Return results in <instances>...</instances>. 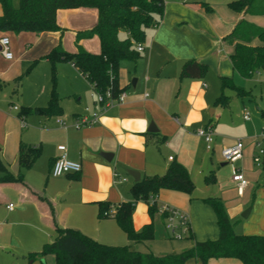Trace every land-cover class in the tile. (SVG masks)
Wrapping results in <instances>:
<instances>
[{"label":"crops","instance_id":"1","mask_svg":"<svg viewBox=\"0 0 264 264\" xmlns=\"http://www.w3.org/2000/svg\"><path fill=\"white\" fill-rule=\"evenodd\" d=\"M163 1L159 24L146 31L145 50L136 62L121 64L119 82L125 88L124 102L108 109L98 123L79 130L72 127L76 118L87 108L96 111L98 105L92 85L70 62L55 65L56 91L63 114H30L24 121L19 114L23 108L48 104L53 90L51 64L43 58L59 43L67 52H75L77 32L91 30L97 24L98 11H58L57 22L63 33L0 31V40L10 38L13 53L12 60L6 59L0 45V179L5 169L14 176L20 172L24 175L22 183L0 182V264H27L29 253L39 252L54 240L55 222L106 245H129L112 215L121 203L134 200L131 190L137 182L132 174L140 180L161 176L174 161L188 170L195 183L192 197L163 190L154 200L159 207L168 205L188 214L195 241L217 240L220 234L216 213L203 201L205 198L222 200L237 234L264 236V157L259 166L253 161L256 142L264 148L260 137L264 103L257 102L251 91L235 82L237 75L244 78L232 65L237 41L225 40L241 20L264 28V16L238 12L231 6L237 0ZM89 39L81 41L82 47L90 53H100L98 36ZM254 43L264 45L262 39ZM190 60L208 66L203 78L181 76L183 66ZM19 78L21 87L17 89ZM223 78L232 80L244 93L223 90ZM228 90L235 96L228 95ZM222 92L228 97L225 106L216 104ZM245 98L251 99L254 107L247 105ZM14 104L18 110L11 108ZM250 109V119L246 120L244 116ZM58 118L69 128L60 127ZM204 128L214 134L211 149L197 134ZM237 141L244 143L243 158L234 164L225 162L222 151ZM21 144L42 149L41 157L30 169L19 166ZM62 145L66 146L68 159L82 165L79 174L52 175L53 163L61 154L58 147ZM238 171L248 180L243 196L238 195L232 180ZM210 174L215 176L213 184L205 181ZM100 203L111 206L108 217L102 220L98 218ZM10 204H14L12 211L8 209ZM14 217L22 218L30 228L26 239L15 232L17 224L22 223L13 221ZM165 220L161 212L152 217L148 204L137 202L133 213L135 230L153 223L155 237L135 248L165 255L193 246L191 240L186 244L172 242L170 232L167 238L161 229ZM30 264H55V257L48 255ZM185 264L201 262L192 258ZM208 264L242 262L222 258Z\"/></svg>","mask_w":264,"mask_h":264},{"label":"trees","instance_id":"2","mask_svg":"<svg viewBox=\"0 0 264 264\" xmlns=\"http://www.w3.org/2000/svg\"><path fill=\"white\" fill-rule=\"evenodd\" d=\"M231 6L245 15L264 16V0H237ZM0 7V31L15 34L63 33V29L57 22L58 11L80 8H93L98 11L97 24L91 30L77 32L75 52H67L59 43L43 58L52 65L51 97L44 107L23 108L19 117L24 121L30 114L45 117H60L63 114L61 98L56 91L55 65L59 61L72 63L92 85L95 93L106 96L110 90L114 99L125 93V88H121L119 82L121 64L124 61L136 62L139 59L141 52L137 50V46L144 43L147 29L159 24L164 12V1L19 0L16 3V0H0ZM122 34L126 37L123 38ZM94 36H98L100 40L101 50L98 54L86 51L81 45L83 39ZM256 39L264 41V28L245 20H241L232 34L225 38L230 43L237 41L232 65L244 78H251L255 73L264 72V45L255 44ZM207 72L206 64L190 60L183 66L181 76L193 79L203 78ZM20 81L21 78L16 81L17 89ZM222 89H235L239 93H244L242 88H238L228 78L222 79ZM227 99L228 97L222 92L216 104L225 106ZM41 155V147L21 144L18 153L20 168H32ZM0 166L3 167L1 163ZM23 181L22 172L14 176L6 169L4 176L0 179V182L22 183ZM205 181L207 184H213L214 174L207 176ZM195 188L188 170L174 161L164 175L145 177L137 182L131 190L134 200L121 203L112 215L126 234L129 245H106L78 230L62 228L55 222L56 237L53 241L44 244L39 252L29 253L26 256L27 264L48 255L55 257V264H185L192 258L200 261L201 264H208L212 259L222 258H235L242 264H264V236L237 234L220 198L203 199L216 213L220 230L217 240L197 242L189 229L187 239L194 244L180 253L156 255L153 252H144L135 248L139 244L152 241L155 237L153 223L146 225L140 231L135 230L133 213L136 203L139 201L147 203L149 213L154 217L160 212L154 198L161 191H176L192 197ZM110 207L109 203L99 204L98 218L100 220L108 217ZM51 211L54 214L53 208ZM163 216L166 217L165 214Z\"/></svg>","mask_w":264,"mask_h":264},{"label":"built area","instance_id":"3","mask_svg":"<svg viewBox=\"0 0 264 264\" xmlns=\"http://www.w3.org/2000/svg\"><path fill=\"white\" fill-rule=\"evenodd\" d=\"M0 45L3 56L8 60H12L13 53L10 48V38L7 36L2 37L0 40ZM137 50L139 52H143L145 50L143 44H139L137 46ZM93 96L96 98L98 109L96 111H91L89 108H87L85 113L76 118L75 123L72 125L73 128L79 130L83 127L92 126L98 123L102 114H104L108 109L115 106L116 104L124 102L126 97L125 93H122L118 98L114 99L110 90L106 93V96L95 92L93 93ZM11 108L18 110V107L16 106ZM244 118L246 120L250 119L249 112L245 114ZM57 122L60 127L64 129L69 128V125H67V123L62 118H58ZM23 125H25L24 122ZM197 134L198 136L205 139L208 149H211L214 141V134L212 130L209 128L200 129L197 131ZM260 137L264 139V125L262 126ZM58 150L61 152V154L55 159L53 163L52 175L54 177H60L67 174H79L82 171V165L78 162L68 159L66 146H59ZM243 156L244 143L242 141H237L235 145L225 148L222 151L223 160L227 163H237L243 158ZM263 157L264 148L262 147L261 142L257 141L256 153L253 157L254 163L258 166L261 165ZM232 180L236 183L238 195L243 196L248 186V180L246 179L245 175L241 171H238L234 174ZM8 209L11 211L14 210V204H10ZM159 210L162 214L166 215V228L171 233L173 239L180 240L183 239L185 235H188L190 229V220L186 213L168 205L160 206Z\"/></svg>","mask_w":264,"mask_h":264},{"label":"rangeland","instance_id":"4","mask_svg":"<svg viewBox=\"0 0 264 264\" xmlns=\"http://www.w3.org/2000/svg\"><path fill=\"white\" fill-rule=\"evenodd\" d=\"M18 1L19 0H16V3H18ZM89 40L92 41V38ZM35 68H36V66H35ZM51 76H52V67L50 65V80H51ZM235 82L239 86L243 87L244 89L251 91L252 96L255 97V100L257 102L264 103V72L263 71L255 73L251 78H241L237 75ZM20 89H21L20 92H22L23 86ZM227 94L231 95L232 97L235 96L234 92H232L230 90L227 91ZM244 101L246 102L247 105L251 104L250 107H252V106L254 107V103H253V101H251V99L245 98ZM14 105L19 108L18 105H16V104H14ZM248 112L251 113V109L248 110ZM154 199H157V196H155ZM176 209H178V208H176ZM17 210H18V208H17ZM178 210H180V209H178ZM180 211H182V210H180ZM182 212H184V211H182ZM13 221L22 223V224H17V226L15 227V232L19 233L18 235L22 236L23 239H26L25 236H27L29 234L30 228L27 226V224H25V221L19 217H14ZM165 223L167 224V220H165ZM161 229L163 231V234L167 235L168 237L167 236L166 237L169 238L170 233L166 229L165 224L161 225ZM171 240H173L172 242H177L179 244H186V243L190 242V240L187 239V235H185L184 238L180 239V240H178V239H171ZM140 249H142V248L140 247ZM143 251H145V250H143Z\"/></svg>","mask_w":264,"mask_h":264},{"label":"water","instance_id":"5","mask_svg":"<svg viewBox=\"0 0 264 264\" xmlns=\"http://www.w3.org/2000/svg\"><path fill=\"white\" fill-rule=\"evenodd\" d=\"M132 174V173H131ZM132 176H133V178L135 179V181L136 182H138L139 180H140V178H139V176L137 175H135V174H132ZM133 186L132 185H130V188H132Z\"/></svg>","mask_w":264,"mask_h":264}]
</instances>
